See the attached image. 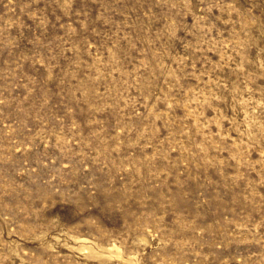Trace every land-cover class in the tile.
<instances>
[{
  "label": "rangeland",
  "instance_id": "rangeland-1",
  "mask_svg": "<svg viewBox=\"0 0 264 264\" xmlns=\"http://www.w3.org/2000/svg\"><path fill=\"white\" fill-rule=\"evenodd\" d=\"M0 264H264V0H0Z\"/></svg>",
  "mask_w": 264,
  "mask_h": 264
}]
</instances>
